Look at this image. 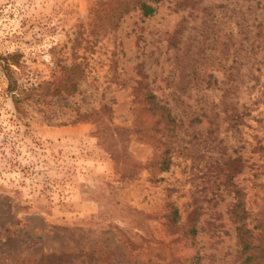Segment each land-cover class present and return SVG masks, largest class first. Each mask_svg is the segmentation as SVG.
<instances>
[{
  "label": "rangeland",
  "instance_id": "obj_1",
  "mask_svg": "<svg viewBox=\"0 0 264 264\" xmlns=\"http://www.w3.org/2000/svg\"><path fill=\"white\" fill-rule=\"evenodd\" d=\"M104 1L0 0L23 100L0 68V264H242L237 229L264 232V0H158L95 28Z\"/></svg>",
  "mask_w": 264,
  "mask_h": 264
},
{
  "label": "trees",
  "instance_id": "obj_2",
  "mask_svg": "<svg viewBox=\"0 0 264 264\" xmlns=\"http://www.w3.org/2000/svg\"><path fill=\"white\" fill-rule=\"evenodd\" d=\"M158 0H108L97 3V6L93 8L92 12L95 15L97 24L95 28H111L114 29L118 26L120 19L127 13L137 10L143 17H151L155 9L153 4ZM21 55L19 53H10L6 55H0V68L3 76L6 80V92L12 98L13 105L19 113H23L21 105L23 100L20 99L22 89L18 81L17 73L13 68L20 67ZM68 95L73 92L76 81L73 79L68 81ZM143 102L147 105V111L149 115L153 117V123L151 130L154 133H161L162 137L166 141L174 136L176 121L170 110L158 102L154 95L145 94L142 98ZM168 159L163 158L159 162L160 169L166 170L168 168ZM233 214L238 222L243 223L246 214L241 205H237L234 208ZM171 226L176 225L178 218L177 210L171 208L168 216ZM190 235L195 236V229L191 227L188 231ZM237 239L241 246V253L243 256L242 264H264V232L258 233L256 236L252 232L241 225L237 229ZM187 261V260H186ZM185 261V262H186ZM185 264H199V256L194 255ZM157 264V263H155ZM168 264H173L168 262Z\"/></svg>",
  "mask_w": 264,
  "mask_h": 264
}]
</instances>
